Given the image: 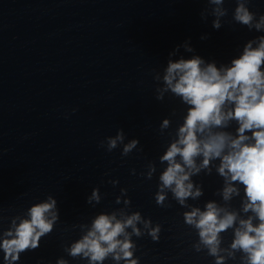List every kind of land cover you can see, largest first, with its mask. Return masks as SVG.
Instances as JSON below:
<instances>
[{
  "label": "water",
  "instance_id": "water-1",
  "mask_svg": "<svg viewBox=\"0 0 264 264\" xmlns=\"http://www.w3.org/2000/svg\"><path fill=\"white\" fill-rule=\"evenodd\" d=\"M260 203L264 0H0V264Z\"/></svg>",
  "mask_w": 264,
  "mask_h": 264
}]
</instances>
